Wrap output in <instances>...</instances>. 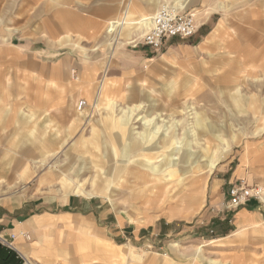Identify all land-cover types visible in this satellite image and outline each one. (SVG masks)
Returning <instances> with one entry per match:
<instances>
[{"label": "rangeland", "instance_id": "rangeland-1", "mask_svg": "<svg viewBox=\"0 0 264 264\" xmlns=\"http://www.w3.org/2000/svg\"><path fill=\"white\" fill-rule=\"evenodd\" d=\"M175 1L130 0L197 22L150 51L128 0H0V214L48 222L4 236L26 264H264V200L224 207L264 190V0Z\"/></svg>", "mask_w": 264, "mask_h": 264}, {"label": "built area", "instance_id": "built-area-1", "mask_svg": "<svg viewBox=\"0 0 264 264\" xmlns=\"http://www.w3.org/2000/svg\"><path fill=\"white\" fill-rule=\"evenodd\" d=\"M146 28L140 44L149 47L153 51H159L168 39L192 37L197 31L198 25L192 13L162 4L151 15ZM86 105L87 101L85 99H79L77 110L81 111ZM263 195L264 192L261 188L250 187L243 181L234 183L228 189V199L224 207L227 210L235 209L251 199L262 198L263 200ZM22 235L27 239L29 238L26 233ZM14 237L13 234L10 235V238ZM7 239L0 234V242L8 248L14 249ZM21 264H26V262L22 261Z\"/></svg>", "mask_w": 264, "mask_h": 264}, {"label": "crops", "instance_id": "crops-1", "mask_svg": "<svg viewBox=\"0 0 264 264\" xmlns=\"http://www.w3.org/2000/svg\"><path fill=\"white\" fill-rule=\"evenodd\" d=\"M176 5L182 7V3L179 1V0H176ZM129 3H130V0H128L127 4L125 5L124 9H123V15L121 17V21L119 22L120 24V27L122 29L123 26L125 25H134L136 24L140 19H143V18H138V19H134L132 21H123V20H126L124 19L127 15H128V7H129ZM141 12V11H140ZM151 15H148V16H142L144 17H149ZM211 16V15H210ZM124 17V18H123ZM143 19V20H144ZM142 20V21H143ZM123 21V22H122ZM112 22H117V20H112V21H109V25H111ZM112 26V25H111ZM144 26V25H143ZM146 27V26H145ZM110 27H108V31ZM119 33V32H118ZM117 35L115 36L113 42L111 43V47L109 49V57L113 55L116 47L118 46V43L120 44V42L117 40ZM207 42V41H205ZM143 48H148L150 49L149 47H146L144 45H141ZM150 51H153L150 49ZM148 60H152V59H148ZM103 83L99 84L98 85V89H99V95L101 94V92L103 91ZM164 114V113H163ZM167 116V115H166ZM148 121V120H147ZM147 121H145L144 123H146ZM7 125H5V128L7 129ZM152 133H155V129H152L151 130ZM163 146L165 147H169V146H172L174 145V142L168 138L167 140H165V142H163L162 144ZM175 148H177V146H172V149L175 150ZM149 151V149L147 150ZM216 150H214L215 152ZM190 152V151H189ZM193 154L192 152H190V155ZM142 157L144 158H151V156H153L151 154V152H146V151H143L141 154H140ZM167 158L169 157L170 161L172 160V163L175 164L173 162V158H171V155L167 154L166 156ZM199 160V159H198ZM200 161V160H199ZM206 164V167H212L214 166V164L210 161V160H207L204 162ZM144 164V163H143ZM4 174V173H3ZM70 187H67V189H69ZM72 188V187H71ZM93 191L92 192H84V191H80L78 193L76 192H72L73 194H82L84 196H93V195H105L106 194V187L103 185L99 188H96V186L93 187L92 189ZM67 193H70L69 191L65 193L64 191V194H67ZM106 198H110L109 194H106L105 195ZM256 201L251 199L250 201H248L246 204H244L243 206H240V208L237 210L236 212V216H237V219L242 222V221H246L247 219L251 218L253 216V214L255 213H258L256 210L257 208H259L257 205H256ZM47 221L42 219L40 217V215H32L30 216L29 219H25V218H18L17 216L15 218H11V217H8L4 214H0V234H2L3 236H8V235H11L13 234L12 231H16L19 233V229H24V228H28V227H31V226H36L37 228H43V227H46L47 226ZM21 234V233H20ZM12 247H14V249H11V250H14L19 256H20V259L23 260V256L22 254H20L18 251L21 250V241L17 238L14 240V242L11 244ZM31 245V244H30ZM29 245V248L35 250V254L36 253H40V254H49L51 249H48L47 247H36L35 245V242L33 243V248ZM4 247V246H3ZM1 247L0 249L3 250V253H4V256L6 257V261H0V264L1 262L4 263V264H17L16 262H18V260L16 259L17 258V255H14L12 254L11 257L8 255V253H10L9 249L5 246L4 248ZM18 250V251H17ZM105 252L108 254V255H112L113 254V251L111 249H105ZM17 260V261H16ZM30 264H33V263H30Z\"/></svg>", "mask_w": 264, "mask_h": 264}, {"label": "trees", "instance_id": "trees-1", "mask_svg": "<svg viewBox=\"0 0 264 264\" xmlns=\"http://www.w3.org/2000/svg\"><path fill=\"white\" fill-rule=\"evenodd\" d=\"M1 247H3V246L0 244V248H1ZM4 247H5V246H4ZM4 247H3V248H4ZM9 251H10V253H8V255H9L10 257H11L12 254L17 255L15 251H13V250H11V249H9ZM17 260H18V259H17ZM0 261H2V262H3V261H6V257L4 256L3 250H1V249H0ZM2 262H1V263H2ZM18 262L21 263L22 260L19 258V261H18Z\"/></svg>", "mask_w": 264, "mask_h": 264}, {"label": "bare ground", "instance_id": "bare-ground-1", "mask_svg": "<svg viewBox=\"0 0 264 264\" xmlns=\"http://www.w3.org/2000/svg\"><path fill=\"white\" fill-rule=\"evenodd\" d=\"M151 16H149L148 18H143L144 20H145V26L147 27V24L149 23V18H150ZM143 19H141L140 21H142ZM140 21H138V22H140ZM262 190H263V188H261ZM263 192H264V190H263ZM263 200H264V195H263Z\"/></svg>", "mask_w": 264, "mask_h": 264}]
</instances>
